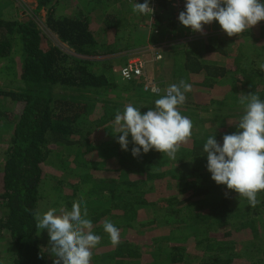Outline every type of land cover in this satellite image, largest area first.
Returning a JSON list of instances; mask_svg holds the SVG:
<instances>
[{
	"label": "trees",
	"instance_id": "1",
	"mask_svg": "<svg viewBox=\"0 0 264 264\" xmlns=\"http://www.w3.org/2000/svg\"><path fill=\"white\" fill-rule=\"evenodd\" d=\"M33 1L35 19L28 14L19 16L16 3L10 15L0 18V60L10 59L15 47H19L21 60L15 78L0 85V236L10 251L4 253L6 247L0 248L5 249L8 264H54L55 258L49 260L43 251L34 219L40 211L43 181L55 178L47 173L54 168L49 159L53 154L72 161L65 165L71 166L66 168L70 174L63 176L69 185L65 203L72 205L75 193L81 191L95 234L109 239L103 229L106 220L120 230L119 245L109 252L92 249L91 264H217L214 260L221 259L214 258L224 247L263 238L264 191L258 193L259 203L251 207L234 190L211 182L210 175L196 164L207 159L203 145L212 136L211 129L221 145L225 134L238 131L245 113L227 116L221 106L240 105L245 112L239 100L249 93L264 101V71L258 67L264 63V27L159 52L161 58L153 64L151 79L162 89L181 80L191 84L178 110L189 112V119L196 113L199 117L192 121V135L199 139L190 138L180 146L176 153L180 179L173 181L167 174L166 154L141 150L134 157L131 135L129 149L124 151L114 132L117 111L123 113L131 104L143 114L163 97L145 91L142 81L120 79L126 60L115 53L130 50L135 43L144 46L149 36L138 33L133 22L126 25L137 19L134 12L124 8V0H117L122 15L112 8L93 19L79 10L76 2L80 0ZM157 4L155 29L160 33L152 30L153 45L165 39L161 27L166 0ZM43 18L53 37L41 27ZM217 27H221L219 22ZM135 29L131 36L129 30ZM123 40L130 45L123 46ZM64 47L75 55L67 54ZM105 48L111 51L104 54ZM214 90L217 100L211 101ZM210 104L216 106L210 108ZM223 124L228 131L221 132ZM66 148L74 154H65ZM61 173L62 166L54 174L62 178ZM184 188L186 194H182ZM233 194L236 201L230 200ZM194 231L200 235L198 245L207 243L200 253L185 244Z\"/></svg>",
	"mask_w": 264,
	"mask_h": 264
},
{
	"label": "clouds",
	"instance_id": "2",
	"mask_svg": "<svg viewBox=\"0 0 264 264\" xmlns=\"http://www.w3.org/2000/svg\"><path fill=\"white\" fill-rule=\"evenodd\" d=\"M185 9L179 13V22L193 32L203 33L204 25L218 21L231 37L264 21L261 0H186ZM132 10L144 16L154 12L149 0L133 3ZM151 67L153 65L149 70ZM258 67L264 71V63ZM191 90L192 85L181 80L169 85L166 95L143 114L131 104L125 106L123 113L117 111L113 125L122 150L128 151L131 135L134 157H139L141 150L147 154L155 149L175 160L180 146L192 135V121L178 110V106L186 102L185 93ZM239 103L245 106V114L237 124L238 131L225 134L222 145L215 136L208 137L203 151L207 154L206 167L211 178L255 207L259 203L258 193L264 191V101L256 93H249L241 96ZM34 219L38 230L48 231V249L55 258L54 264H91L92 249L101 243V237L93 232L83 194L73 202L71 210L60 207L43 213L36 211ZM103 229L111 244L118 246L120 230L107 220Z\"/></svg>",
	"mask_w": 264,
	"mask_h": 264
},
{
	"label": "rangeland",
	"instance_id": "3",
	"mask_svg": "<svg viewBox=\"0 0 264 264\" xmlns=\"http://www.w3.org/2000/svg\"><path fill=\"white\" fill-rule=\"evenodd\" d=\"M116 1L117 0H92V1L91 0H80L78 3L76 2V5L79 7V10H84L86 13H89V16H91V18L94 19V18L99 17V15H101L100 13H106L109 10H111L112 8H114V10H116V11H120V13L122 15L123 13L121 10H123V7L120 5V7L118 6L119 8H116V5H118V4H116ZM124 2H125L124 8L132 10V4L133 3H136V2L144 3L145 0H143V2H141L140 0H133L130 4H129V2H126L125 0H124ZM14 3H16V5ZM33 3H34L33 0H0V18H3L5 16V14H7V16H8V14L10 15L12 13L13 7H14L12 4H14L15 6L19 7V8H17V14L19 16L24 15V14L25 15L28 14L33 19H35V17H34L35 15L33 12L36 9V4L34 3V5H33ZM85 6H88V8H85ZM90 8H92L93 10L92 11L89 10ZM120 8H121V10H120ZM132 12H133V10H132ZM133 15L137 16V19L129 20L130 23L127 21L126 25L130 26L131 23L133 22L134 24H137V26L139 28L138 33L151 34L152 31H151L150 27L148 26L149 23H147L148 20L150 21V24L152 23L151 17L149 15H147V16L140 15V14L135 13V12L133 13ZM44 20L45 19L43 18L42 23L39 22L43 29L46 27L44 25L45 23H43ZM164 24L168 25L169 21H167V19H163V25ZM136 30L137 29H135L134 32L129 30V32L128 31L127 32L131 33V36H134V33L136 32ZM152 30L154 31L155 29H153V27H152ZM169 32H170L169 30H166L163 33L165 35H168ZM45 33L47 35H49L50 37H53L52 35L49 34V31L46 30V28H45ZM56 43H59V42L57 41ZM122 44L125 47L130 45L127 43V41L122 42ZM150 44L151 43L149 42V43L145 44L144 46H142V44H136L135 43V44H132V47H133L132 49L124 51V53H122L121 51H118L117 53H115V55L116 54H122V56L124 55V57H125L124 60H126V61L123 64H121L122 66L125 65V63L129 59H131L135 56L143 55L145 57V59H148L149 57H151V53H153V52L148 53V51H149L148 46ZM107 47H109V46H107ZM64 50L69 55H75L67 47L66 48L64 47ZM109 51H111V50L105 48L104 54H108ZM98 52H101V51H98ZM143 53H145V54H143ZM19 58H20L19 47H15L14 52H13V56L10 59H5L2 61L0 60V85L1 86L7 84L8 81L13 80L15 78V74L18 70V66L21 63V60ZM223 60H224L223 62H225V59H223ZM8 66L11 69H9ZM165 88H167V86H165ZM217 95H218L217 91L214 90L213 93L210 95L211 96L210 100L216 101L217 99H215L216 98L215 96H217ZM214 106H216V104H214V105L210 104V108L214 107ZM239 106H236V107H234V106L233 107L221 106V112L227 116H239L241 113L242 114L245 113L244 110H241V108H238ZM203 109L205 110V108H203ZM198 113H200V112H198ZM181 115L189 118L188 115H190V114H189V112H185V111L183 112L182 111ZM190 120L191 121L199 120L197 113L194 114L193 116H190ZM225 126L226 125L223 124V128L221 129V132L225 131V130L228 131ZM210 134H212V136H215V138L218 135L217 132L213 131V129H211ZM191 138H193L194 140L199 139V137H197L196 135L195 136L191 135ZM73 151L74 150H71L70 148H66V150H64V153L65 154L66 153L67 154H74ZM1 158H2V155H0V160H1ZM57 158H58V156L54 155V154L51 155L49 158L51 160L52 164L54 165L53 166L54 168L48 169L47 173L49 174V177L53 176L55 178H46V180H44L42 183V185H43L42 197H41V200L39 201V210L41 213L46 212L50 208L59 209L60 207H66L68 210H71L72 205L66 204L65 201L63 200V198L65 196L64 192H65V190H67V188H69V185L66 182L65 177L63 178V176L70 174V170L69 169L67 170L66 168L67 167L71 168V166H65V165L66 164L70 165V163L72 161L70 159L60 160ZM176 158H177V156H176ZM166 160H168L167 161L168 162L167 163V174L174 177V178H172L173 181L179 180L180 178L177 177L179 175V172H178L179 162L177 161V159L172 160L170 158H167ZM207 162H208L207 159H205V160L203 159V161H198L196 164V167L200 170H203L204 172L209 174L211 177V173L207 170V167H206ZM1 166H2V164L0 161V171H1ZM55 166H58V167L62 166V173H61V174H63L62 178H56L58 176L54 173H56L58 167H55ZM210 181L215 183V181L213 179ZM178 183H179V185L182 184V183L180 184V181ZM176 186H178V185L176 184ZM60 188H62V190ZM181 189H183V188L181 187ZM183 193L184 194L187 193L185 188L182 191V194ZM75 194H76V197H75V199L73 197L71 202L78 200L80 198L82 192L78 191V193H75ZM230 200L236 201L235 194L232 195ZM89 211L91 212V210H89ZM88 218L90 219L89 214H88ZM263 225H264V223H263ZM207 229H209V227ZM205 230L203 232H205ZM93 232L96 233L97 231L95 229H93ZM203 232L201 233L202 235H204ZM40 233H41V241H42L43 251L46 252L49 260L54 259V257L49 253V249H48L50 237L48 235L47 229L40 231ZM101 235L103 236V234H101ZM188 236H191V239L188 240V242H186L185 244L188 245V247L191 248L194 253H197L198 251L200 253L204 249L203 246L207 245V243L202 244V245H198L196 243L197 238H200V235L197 234L195 231L191 234H188ZM101 238H105V237L103 236ZM173 241H175V240H173ZM0 246L6 247V251L4 249L5 252L2 251L0 248V264H8V262L6 261V260H8V255L4 254V253H6L7 250L10 251V247L9 248L7 247L8 246L7 240L4 239L3 237L1 238V236H0ZM115 248L116 247L111 244L110 239H101V243L98 244L94 248V250H101V251L109 252V250H113ZM262 249H264V237L263 238L258 237L255 240H251L247 244L238 242L232 246L224 247V251L220 250V253H222V254H219L217 257L214 258V259L220 258L221 260L220 261H215L214 259L213 260L217 264H249V263L255 262L256 260H260L261 264H264V251L262 252ZM258 250H260V251H258Z\"/></svg>",
	"mask_w": 264,
	"mask_h": 264
},
{
	"label": "built area",
	"instance_id": "4",
	"mask_svg": "<svg viewBox=\"0 0 264 264\" xmlns=\"http://www.w3.org/2000/svg\"><path fill=\"white\" fill-rule=\"evenodd\" d=\"M131 3L133 0H128ZM158 0H149V4L154 8L153 14H149L151 16V26L153 29L157 28L156 25V16H157V8L159 5L157 4ZM264 3V0H261ZM166 15L164 19L172 20L176 23V31L169 32L168 35H165V39L163 42L157 45L150 44L148 46V53H151V57L145 59L143 55L135 56L127 61V63L120 70V79L125 83L133 82L134 80L142 81L144 83V90L149 91L152 94L158 96L166 95L165 89L159 85V83L155 82L151 79L149 75V66L157 63L161 58L160 51L166 49L169 46H177L188 42H196L205 40L211 36L215 35H227L226 32L222 30V27H217L218 21H213L211 24L204 25V32H193L191 28L186 27L185 29L180 28L182 24L179 22V13L181 11H185L186 0H166ZM171 21V22H172ZM264 27V21H260L257 25L253 26L251 29L246 31H251L256 28ZM155 33L159 34L160 32L155 29ZM167 36V37H166ZM145 52V51H144ZM145 54V53H143ZM143 56V57H142Z\"/></svg>",
	"mask_w": 264,
	"mask_h": 264
},
{
	"label": "crops",
	"instance_id": "5",
	"mask_svg": "<svg viewBox=\"0 0 264 264\" xmlns=\"http://www.w3.org/2000/svg\"><path fill=\"white\" fill-rule=\"evenodd\" d=\"M141 2H143V0H140ZM34 5V4H33ZM43 16H44V13H43ZM150 16V15H149ZM151 17V16H150ZM149 18V17H148ZM169 21V24L168 25H162V31L164 32V31H166V30H169L170 32H173V31H176L177 30V28L176 27H173V25L171 24V21L170 20H168ZM147 23H149V27H150V29H151V31H152V26H151V24H150V21L148 20L147 21ZM149 36H150V34H149ZM149 36H147V43H149V42H151L150 41V39H149ZM162 38H163V36H162ZM146 43V44H147ZM136 44H139V43H136ZM153 68L151 67L150 68V70H149V73H150V75L152 74V72H151V70H152Z\"/></svg>",
	"mask_w": 264,
	"mask_h": 264
}]
</instances>
